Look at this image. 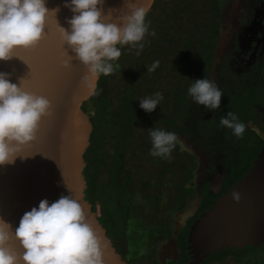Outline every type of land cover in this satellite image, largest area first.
<instances>
[{"label":"trees","instance_id":"1","mask_svg":"<svg viewBox=\"0 0 264 264\" xmlns=\"http://www.w3.org/2000/svg\"><path fill=\"white\" fill-rule=\"evenodd\" d=\"M220 11L221 0H155L146 14L148 32L140 54L130 45H118L121 56L113 62L115 71L101 74L95 94L83 104L93 124L84 155L86 200L128 264H162L154 248L144 252L140 246L131 248L130 230L152 242L174 236L179 255L168 264H189L192 224L243 179L254 163L247 159L241 167L232 168L221 189L214 192L209 181L196 188L197 159L179 139L167 158L150 155L149 129L188 135V88L209 73ZM155 61L159 67L148 72ZM158 92L163 100L153 112L140 108V100ZM197 196L196 212L175 234L173 215L188 208ZM229 256L241 264H264V243L243 250L224 248L201 264Z\"/></svg>","mask_w":264,"mask_h":264},{"label":"water","instance_id":"2","mask_svg":"<svg viewBox=\"0 0 264 264\" xmlns=\"http://www.w3.org/2000/svg\"><path fill=\"white\" fill-rule=\"evenodd\" d=\"M130 2L148 13L155 0ZM66 3L70 4V0H45L49 10L59 9L49 13L45 37L37 46L18 48L12 59L0 61V72L10 74L11 83L44 96L52 105V115L41 119L36 139L20 146L22 151L13 164L0 165V219L9 223L14 232L24 213L38 208L41 200L51 204L62 195H72L101 239L104 264H128L86 200L84 155L90 147L93 124L83 104L95 94L100 77L92 80L86 66L76 59L69 67L64 66L68 56L75 57L60 34L59 27L70 31L67 21L74 15ZM98 7L104 17L121 26L118 18L130 14L126 0H103ZM85 76H89L88 83ZM188 241L189 264H201L224 248L243 250L264 243V147L243 179L194 221ZM16 250L22 255L18 242Z\"/></svg>","mask_w":264,"mask_h":264},{"label":"clouds","instance_id":"3","mask_svg":"<svg viewBox=\"0 0 264 264\" xmlns=\"http://www.w3.org/2000/svg\"><path fill=\"white\" fill-rule=\"evenodd\" d=\"M102 3L103 0H70L65 4L74 14L67 21L70 31L59 27L63 42L75 53V57L68 56L64 66L69 67L76 59L86 66L92 80L115 71L113 62L121 56L118 45L137 48L139 55L148 32L143 7L126 0L130 14L118 18L121 26L103 16L98 7ZM58 11L49 10L45 0H0V61L12 59L18 48L37 46L45 37L49 13ZM158 67L159 61H155L147 71ZM9 75L0 72V165L13 164L22 151L20 146L36 139L41 119L52 115L49 99L24 91L10 82ZM84 81L88 83L89 76ZM188 95L211 111L220 107L223 93L214 82L203 78L194 80ZM161 100L163 95L158 92L140 100V108L151 113ZM220 124L232 129L237 138L243 137L245 124L235 113L229 111L221 117ZM149 135L150 155L154 157L167 158L178 140L175 133L162 129H149ZM17 242L22 255L16 250ZM0 264H104V260L101 239L87 222L81 203L72 195H62L51 204L43 199L38 208L25 212L14 232L9 223L0 219Z\"/></svg>","mask_w":264,"mask_h":264},{"label":"flooded vegetation","instance_id":"4","mask_svg":"<svg viewBox=\"0 0 264 264\" xmlns=\"http://www.w3.org/2000/svg\"><path fill=\"white\" fill-rule=\"evenodd\" d=\"M206 79L222 91L220 107L210 111L188 96L184 136L206 157L199 185L209 181L212 187V177L221 176L218 189L212 187L216 192L232 168L247 159L255 162L264 147V0H221L219 33ZM229 111L245 124L242 138L220 124ZM186 151L198 162L195 153Z\"/></svg>","mask_w":264,"mask_h":264},{"label":"rangeland","instance_id":"5","mask_svg":"<svg viewBox=\"0 0 264 264\" xmlns=\"http://www.w3.org/2000/svg\"><path fill=\"white\" fill-rule=\"evenodd\" d=\"M177 137L184 149L197 155L199 167L196 170L197 177L195 179V185L198 186L204 178L203 169L206 167V157L203 154H197V149L194 148L193 144L185 136L179 135ZM211 181L213 189L217 190L221 182V176L216 175L212 177ZM198 204L199 198L197 196L195 200L190 202L188 208L173 215L175 234H177V232L185 226L187 220L194 215L198 208ZM129 233L132 236L131 248L135 249L140 246L139 251L142 252L149 249L148 247L154 248L157 252L158 261L162 264H168L169 261L175 260L179 255L176 238L174 236L166 240L157 239L156 242H152L151 240H147V237L142 238V234H140L137 230H134V232L130 230ZM209 264H241V262H239L238 258L235 256H229L223 261L211 262Z\"/></svg>","mask_w":264,"mask_h":264}]
</instances>
